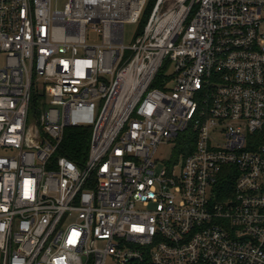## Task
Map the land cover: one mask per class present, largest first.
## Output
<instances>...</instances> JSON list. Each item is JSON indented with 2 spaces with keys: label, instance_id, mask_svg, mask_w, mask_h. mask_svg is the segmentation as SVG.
Returning a JSON list of instances; mask_svg holds the SVG:
<instances>
[{
  "label": "built area",
  "instance_id": "built-area-1",
  "mask_svg": "<svg viewBox=\"0 0 264 264\" xmlns=\"http://www.w3.org/2000/svg\"><path fill=\"white\" fill-rule=\"evenodd\" d=\"M149 2L0 0V264H264V0Z\"/></svg>",
  "mask_w": 264,
  "mask_h": 264
},
{
  "label": "trees",
  "instance_id": "trees-1",
  "mask_svg": "<svg viewBox=\"0 0 264 264\" xmlns=\"http://www.w3.org/2000/svg\"><path fill=\"white\" fill-rule=\"evenodd\" d=\"M155 0H150L147 6V13H149L150 8L154 4ZM146 13V16H147ZM145 21V17L142 19V26L143 22ZM158 84V80L155 81L154 86L156 87ZM39 102L35 101V109L38 108ZM63 139L59 145V150L57 152L58 155H64L78 165L82 166L85 163L86 158L88 157L90 151V142L92 137V130L88 126H67L64 130ZM188 140L185 137H180L178 139L179 146L177 147L178 154L181 151L187 152L190 148L187 144Z\"/></svg>",
  "mask_w": 264,
  "mask_h": 264
},
{
  "label": "rangeland",
  "instance_id": "rangeland-1",
  "mask_svg": "<svg viewBox=\"0 0 264 264\" xmlns=\"http://www.w3.org/2000/svg\"><path fill=\"white\" fill-rule=\"evenodd\" d=\"M64 0H57V2L62 6ZM139 28V26L137 24H131V23H126L125 25V36H124V40L126 41V43H133L135 41L134 35L137 31V29ZM96 35H97V30L91 31L89 34V41H94L96 39ZM0 64H2V58L0 56ZM31 116L33 117V112L31 113ZM175 143L174 141H171V143H168L167 146H161L159 151L156 154L157 158H164V159H168L172 153V149L173 147H175ZM162 162V161H161ZM159 163V165H163L164 163ZM179 169V166L177 167V170Z\"/></svg>",
  "mask_w": 264,
  "mask_h": 264
}]
</instances>
